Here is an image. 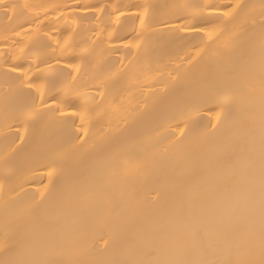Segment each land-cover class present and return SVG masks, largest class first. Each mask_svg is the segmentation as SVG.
I'll use <instances>...</instances> for the list:
<instances>
[{"label": "bare ground", "instance_id": "1", "mask_svg": "<svg viewBox=\"0 0 264 264\" xmlns=\"http://www.w3.org/2000/svg\"><path fill=\"white\" fill-rule=\"evenodd\" d=\"M4 2L34 7L10 21L0 8V184L4 185L0 243L5 239V200L18 206L39 200L43 192L45 207H64L71 181L87 175L80 163L83 154L76 147L77 137H83L81 128L87 129L89 144L99 145L108 138L131 143L147 137L162 155H168L164 149L171 153L181 129L185 143L200 140L208 146L193 160L194 173L152 164L130 177L114 178L106 172L113 201H131L133 209L117 207L109 214L106 205L93 204L70 210L68 217L96 251L106 241L117 249L136 242L130 217L171 216L179 205L187 207V194L197 183L209 178L219 182L220 177H210V170L223 169L228 159L222 143L225 126L238 123L241 116L226 115L225 125L211 133L209 126L219 111L214 97L222 83L206 67L207 55L197 53L224 42L226 35H218L221 17L235 0ZM243 2L257 6L259 23L261 0ZM144 4L217 7L204 10L206 20L195 33H169L153 19L141 27L135 16ZM152 11L155 19H167L163 15L167 8ZM38 83L44 84L43 101L36 91Z\"/></svg>", "mask_w": 264, "mask_h": 264}, {"label": "snow or ice", "instance_id": "2", "mask_svg": "<svg viewBox=\"0 0 264 264\" xmlns=\"http://www.w3.org/2000/svg\"><path fill=\"white\" fill-rule=\"evenodd\" d=\"M33 7L0 0L9 21ZM216 7L144 4L138 6L135 18L142 28L153 19L169 33H195L197 25L206 20L204 10ZM227 7L218 33L226 39L211 51L205 47L197 53V57L207 55L210 64L206 67H211L222 83L214 97L219 111L209 126L211 133L225 125L226 115L241 116L238 123L225 126L222 143L228 159L223 169L210 170V177H220L219 182L209 178L197 183L187 194V207L179 205L171 216L159 220L130 217L136 242L117 249L106 241L104 248L96 251L68 217L70 210L93 204L106 205L109 214L117 207L133 209L131 201H113L111 184L104 178L106 172L114 178L130 177L152 164L194 173L193 160L205 154L208 146L200 140L185 143L181 129L171 153L164 149L168 155H162L147 137L131 143L108 138L99 145L95 141L89 144L88 131L81 128L83 137H77L76 147L83 154L80 163L87 175L71 181L64 207H45L43 192L39 200L18 206L4 201L5 239L0 243V264H264V0L259 5V23L256 5L235 0ZM157 8H167L163 13L167 19L153 17L152 10ZM175 19L183 23L173 24ZM35 87L43 101L44 84ZM17 138L23 141V137ZM3 188L0 184V192Z\"/></svg>", "mask_w": 264, "mask_h": 264}]
</instances>
